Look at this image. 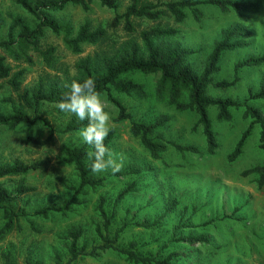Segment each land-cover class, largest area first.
Wrapping results in <instances>:
<instances>
[{"label": "rangeland", "instance_id": "374dc122", "mask_svg": "<svg viewBox=\"0 0 264 264\" xmlns=\"http://www.w3.org/2000/svg\"><path fill=\"white\" fill-rule=\"evenodd\" d=\"M119 1L117 12L123 13L129 5V0ZM151 1L164 3L170 0ZM257 1L261 3L260 11L250 15L246 21H239L233 11L224 12L218 6L202 4L198 6L201 11L199 20L194 18L190 10L187 19L182 23H176L169 13L157 21L133 18L132 32L125 28L124 21L116 28L110 27L117 12L102 6L98 1L92 3L88 11L78 5H68L62 11L55 12L54 17L70 23L74 31L86 21H90L93 27L104 26L109 30V41L100 47L86 45L83 53L75 54L66 47L62 36L47 30L42 46L46 48L53 45L57 48L55 69L47 68L34 52V63L31 65L15 62L10 58L7 62L14 70L27 69L21 86L23 91L36 86L40 77L63 75L65 71L74 73V65L79 59L88 55L94 56L97 51L109 52L119 47L123 41L141 40L140 33L143 30L154 26H172L178 29V34L168 39V42L179 43L194 50L195 53L189 61L200 72L213 44L220 38L221 31L239 23L253 33L249 44L234 51L224 52L220 70L212 75L216 82L231 81L235 78V64L238 61L264 54V0ZM161 8L164 9V6ZM10 15L22 16L33 24L32 18L15 0H0V18L4 20L0 39L7 37L12 20ZM0 53L3 51L0 50ZM129 76L144 83L148 93L147 97L121 96L135 119L151 122L162 116L168 117L169 120L158 130L156 136L184 145L193 144L199 148V154L188 153L185 157L176 149L169 148L163 161L152 160L139 139L132 135L130 121L115 123L114 118L118 110L108 102L106 96H100L105 111L110 116L109 126L116 129L110 151L114 157L123 160V167L115 174L110 169L97 173V177L105 178L103 186L77 198L80 204L66 214L56 213L48 218H40L33 216L35 210L61 203L63 198L73 194L64 182L71 187L79 186L77 171L63 162L66 148L82 144L79 131L62 132L67 122L75 115L59 110L57 104L43 106L41 115L48 119L55 129L53 139L43 146L27 142L29 137L45 139L49 136L50 128L43 122L23 123L16 128L0 123V164L41 161L44 165L42 170L27 175L0 179V186L11 192L16 191L20 184L36 187L35 192L18 195L14 202L8 204L10 208L17 212L24 211L26 215L20 218L19 224L11 231L0 235V264H5L6 254L14 264H26L27 257L33 261H41L42 264H58L59 257L63 264H67L69 240L66 235L79 227L85 232L80 245L84 244L88 249H92L100 244L96 225L101 222V218L96 212V207L101 195L108 199V211L115 212L116 219L111 235L114 237L115 233L119 232L118 242L122 245L135 240L138 242L139 251L149 255L159 252L160 255H167V251H176L179 258L174 260L175 264H264V188L258 189L255 176L242 175L244 170L264 164V153L259 149V129L254 127L243 154L236 161L230 162L228 155L249 126L250 119H244L243 109H234L231 121L218 122L217 111L211 108L210 116L219 139V148L215 154L210 155L202 127L193 131V126L198 120L196 113L178 111L167 102L160 101L155 95L157 75L146 76L133 72ZM239 76L240 80L233 86H210V96L246 101L261 108L264 115V100L248 101L250 90L256 92L260 81L264 79V64L243 67ZM19 93L8 85L7 80L0 79V110L3 113L10 114L15 107H20ZM132 168L143 169L144 172L134 173L131 172ZM134 181H137L135 192L117 203L119 193ZM169 196L179 200L180 204L163 219L161 228L145 229L129 225L120 231L128 221L154 220L162 215ZM181 219L188 221L190 226L189 229L179 231L178 237L192 235L207 241L204 244L174 241L172 237L175 226ZM3 224L4 212L0 208V228ZM72 264L128 263L109 251L97 258H79Z\"/></svg>", "mask_w": 264, "mask_h": 264}, {"label": "trees", "instance_id": "16d2710c", "mask_svg": "<svg viewBox=\"0 0 264 264\" xmlns=\"http://www.w3.org/2000/svg\"><path fill=\"white\" fill-rule=\"evenodd\" d=\"M99 2L102 6L117 12L119 0H15L16 4L27 13L33 20V24L22 16L10 15L11 24L6 38L0 39V79L7 80L8 85L19 93L20 107H15L10 114L0 110V123L10 128H16L20 124H35L43 122L50 128V134L45 139L29 137L28 143L45 145L50 142L55 133L50 121L41 115L45 105L58 104L62 95L68 91V87L73 81L83 83L86 79L95 81L96 90L100 96H106L117 110L118 114L114 118L115 123L130 121V131L134 137L139 139L141 146L148 152L154 161H163L164 154L169 148L176 149L183 156L188 153L199 154V148L193 144L184 145L175 141L166 140L156 136L158 130L165 126L168 117L162 116L154 121H143L135 119L132 112L123 102L121 96L133 97L135 95L147 97L146 86L129 74L139 72L143 75H157L155 85V95L160 101L167 102L178 111H191L197 114L198 120L193 126V131L202 127V132L206 140L207 151L210 155L217 152L219 139L213 128L210 116V109L217 111L216 119L218 122H229L233 119L232 110L243 109L244 119H250L249 126L236 142L234 149L228 155L230 162L236 161L244 151V148L252 134L254 127L259 129V149L264 153V115L261 108L245 102H239L232 98H213L209 94V88H226L235 85L239 80V71L243 67H256L264 64V54L256 57L242 59L235 64V78L231 81H214L213 74L220 70V61L226 51H234L249 44V39L253 33L246 29L242 24H235L232 27L221 31V36L213 44L211 52L204 61V67L199 72L189 58L195 53L179 43H169L168 39L178 34V29L172 26H154L143 30L140 33L141 40L129 39L123 41L119 47L112 51H97L94 56L88 55L79 59L74 65V73L65 71L63 75H47L40 77L37 85L32 89L21 91L22 81L27 73L26 68L16 70L8 64V58L15 62L34 63L32 52L43 61L49 69L56 67L57 48L50 45L46 48L42 46V41L46 31L50 30L57 36H62L66 47L75 54H81L84 46H102L109 41L110 33L104 26L93 27L90 21H86L74 31L70 23L62 22L54 17L55 12L62 11L68 5L81 6L85 11L90 9L94 2ZM209 4L220 7L224 12L233 11L239 21L248 20L249 16L257 13L261 9V3L257 0H170L167 2H152L151 0H129L125 12L116 13L110 23V27L116 28L124 21L125 28L132 32L133 18H144L157 21L169 13L176 23L184 22L190 10L196 20L200 19L201 11L198 6ZM164 6V9L161 7ZM4 20L0 18V30ZM251 99L264 100V79L260 81L259 89L256 92L250 90L248 101ZM30 112H28V111ZM88 121H80L73 116L63 129V133L80 131L87 125ZM116 133L115 128H110L105 144L110 150L111 143ZM92 151L91 147L82 143L69 146L64 150L63 162L73 166L79 176V186L71 187L63 183L73 192L69 197L63 198L61 203H55L34 211V217L48 218L59 213L66 214L74 206L80 204L77 199L85 196L89 191H96L103 186L105 178H99L92 173L90 161L87 153ZM44 165L41 161L24 163L15 161L12 163L0 164V179L27 175L35 171L42 170ZM134 173H142L143 169L132 168ZM244 177L255 176L258 189L264 188V164H257L243 171ZM137 186V181L129 184L123 189L116 198L117 203L133 192ZM36 191L33 185L20 184L16 191H9L0 186V208L4 212V224L0 228V235L11 231L19 224L20 218L26 213L17 212L10 208L8 204L14 202L18 195L28 194ZM108 199L101 195L97 203L96 212L101 218V222L96 225V235L101 243L93 246L92 249L84 244L80 245L84 237V229H72L66 235L69 240V260L67 264H72L79 258H97L104 253L112 251L122 257L128 264H175L174 260L178 256L176 251H167V255H149L139 251L138 242L130 241L126 245L118 242L119 232L112 237V226L115 223V212L108 211ZM180 204L176 198L169 196L167 205L162 215L153 219L136 220L126 222L121 227L123 231L127 226L133 225L140 228L152 229L161 228L163 219L169 212L175 211ZM188 221L181 219L175 226V233L172 239L177 242L188 244L202 243L207 239L188 235L178 237L179 231L189 229ZM6 257L5 264H14L9 255ZM58 264H63L60 258ZM26 264H42L41 261H33L30 257L26 258Z\"/></svg>", "mask_w": 264, "mask_h": 264}, {"label": "clouds", "instance_id": "9594fccd", "mask_svg": "<svg viewBox=\"0 0 264 264\" xmlns=\"http://www.w3.org/2000/svg\"><path fill=\"white\" fill-rule=\"evenodd\" d=\"M68 87L57 107L59 110L75 115L80 121L88 123L79 131L82 143L91 147L87 153L92 173L111 170L113 174L121 171L123 160L113 156L105 144L110 131V116L105 111L104 103L96 90L95 81L91 78L83 83L73 81Z\"/></svg>", "mask_w": 264, "mask_h": 264}]
</instances>
